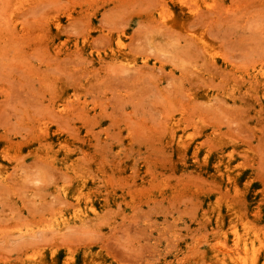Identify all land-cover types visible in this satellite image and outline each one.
I'll return each instance as SVG.
<instances>
[{"label": "rangeland", "instance_id": "1", "mask_svg": "<svg viewBox=\"0 0 264 264\" xmlns=\"http://www.w3.org/2000/svg\"><path fill=\"white\" fill-rule=\"evenodd\" d=\"M263 62L264 0H0V264H264Z\"/></svg>", "mask_w": 264, "mask_h": 264}, {"label": "bare ground", "instance_id": "2", "mask_svg": "<svg viewBox=\"0 0 264 264\" xmlns=\"http://www.w3.org/2000/svg\"><path fill=\"white\" fill-rule=\"evenodd\" d=\"M181 2H182V0H181ZM167 20V19H166ZM165 20V21H166ZM58 23H59V21H58ZM188 25V27H189V24H187ZM180 28H182L183 30H185V31H187V29L186 28H184V27H180ZM189 30V29H188ZM165 31H166V29H165ZM167 33H168V31H166ZM170 33V32H169ZM174 33V32H173ZM177 33H178V35H179V32L177 31ZM171 35H173V34H171ZM182 36V35H181ZM184 36V35H183ZM96 40V39H95ZM93 42V41H92ZM98 42H100V41H98ZM109 43V42H108ZM220 45V44H219ZM196 46V45H195ZM119 47H120V49H121V45L119 44ZM193 48H196V47H193ZM201 48V47H200ZM92 50V49H91ZM220 50V49H219ZM221 51V50H220ZM214 52V51H213ZM222 53V52H221ZM223 54V53H222ZM221 55V54H220ZM225 55V54H224ZM224 55H222V56H224ZM217 57V56H216ZM226 58V57H225ZM261 62V61H260ZM264 63V62H263ZM129 64L130 65H133V62H129ZM204 65V64H203ZM208 66V65H207ZM214 65H211V67H213ZM123 67V66H122ZM125 67V66H124ZM138 67V66H137ZM221 66H219V68H220ZM213 68H216L215 66L213 67ZM264 68V67H263ZM125 69H128V68H125ZM140 69H141V67H140ZM144 69V68H143ZM209 69H210V65H209ZM133 70V69H132ZM211 70H213V69H211ZM215 70V69H214ZM144 72V71H143ZM208 72V71H207ZM213 72V71H212ZM214 73H216V71L214 72ZM227 73V72H226ZM213 74V73H212ZM220 74H221V72H220ZM220 74H218V76L220 75ZM243 75V74H242ZM219 79H221V78H219ZM225 79V78H224ZM226 81H227V79H225ZM229 82V81H228ZM219 83H220V81H219ZM225 83H227V82H225ZM206 84V83H205ZM215 86V85H214ZM235 87V86H234ZM231 88V87H230ZM220 89V88H219ZM218 89V90H219ZM235 89V88H234ZM235 92V91H234ZM226 93H228V92H226ZM243 93V92H242ZM191 94V93H190ZM235 94V93H234ZM126 95H128V94H126ZM255 95V94H254ZM191 96V95H190ZM240 96V95H239ZM239 96H237V97H239ZM241 96L242 97H244L242 94H241ZM246 96V95H245ZM252 95H250V97H251ZM124 97V96H123ZM128 97V96H127ZM219 97V96H218ZM217 97V99H220V98H218ZM236 97V98H237ZM242 97H240V99H242ZM122 99V98H121ZM260 100V99H259ZM195 101V100H194ZM217 101V100H216ZM222 101V100H221ZM224 101V100H223ZM222 101V102H223ZM245 101V100H244ZM243 101V102H244ZM197 102V101H196ZM110 103V102H109ZM195 103V102H194ZM205 103V102H204ZM213 103V102H212ZM211 103V104H212ZM206 104V103H205ZM210 104V103H209ZM215 104H216V102L213 104V106H215ZM229 104V103H228ZM210 106V105H209ZM219 106V105H218ZM236 106V105H235ZM103 107V106H102ZM116 107V106H115ZM183 107V106H182ZM198 107V106H197ZM204 107H206V106H204ZM62 108V107H61ZM76 108V107H75ZM74 108V109H75ZM184 108V107H183ZM210 108V107H209ZM244 108V107H243ZM248 108V107H247ZM246 108V109H247ZM249 109V108H248ZM247 109V110H248ZM105 110V109H104ZM236 110V109H235ZM241 110V109H240ZM226 111V110H225ZM205 112V111H204ZM209 112V111H208ZM246 112V111H245ZM106 113V112H105ZM210 113V112H209ZM212 113V112H211ZM215 113V112H214ZM236 113V112H235ZM218 114V113H217ZM206 115V114H205ZM59 116V115H58ZM207 116V115H206ZM216 116V115H215ZM209 118H210V120H211V118L212 117H210V116H208ZM261 117V116H260ZM68 118V117H67ZM95 118V117H94ZM202 118V120H203V117H201ZM209 118H207L208 120H209ZM248 118H251V117H248ZM262 118H263V116H262ZM65 119V118H64ZM167 119V118H166ZM232 119H233V117H232ZM261 119V118H260ZM115 120V119H114ZM190 120H192V119H190ZM242 120V119H241ZM248 120V119H247ZM246 120V121H247ZM250 120V119H249ZM252 120V119H251ZM193 121H194V119H193ZM212 121V120H211ZM210 121V122H211ZM262 121H264V120H262ZM188 122V121H187ZM256 122V121H255ZM192 123V122H191ZM212 123V122H211ZM162 125V124H161ZM213 125V124H212ZM261 125V124H260ZM165 126V125H164ZM241 126V125H240ZM262 126V125H261ZM238 127V126H237ZM263 127V126H262ZM261 127V128H262ZM89 128V127H88ZM92 128V127H91ZM221 128V127H220ZM232 128V127H231ZM176 129H178V126H177V124H173V126H172V130H170V132L172 131V134L170 133V137H175V138H178V133H179V131L178 130H176ZM163 131H166V130H164V128L162 129ZM92 132V131H91ZM167 132V131H166ZM89 133V132H88ZM95 133V132H94ZM97 133V132H96ZM92 134V133H91ZM135 134V133H134ZM253 135V134H252ZM263 140V139H262ZM170 141H172L171 139H170ZM258 141V140H257ZM178 142V144H177V149L178 150H182V147H183V145H184V140H179V141H177ZM213 142V141H212ZM204 143V142H203ZM208 144V143H207ZM186 146V145H185ZM218 147V146H217ZM261 154V153H260ZM185 157V156H184ZM186 158V157H185ZM83 161V160H82ZM43 164V163H42ZM18 169V168H17ZM56 171V170H55ZM49 172V171H48ZM50 173V172H49ZM55 174H56V172H55ZM62 174V173H61ZM12 175V174H11ZM49 175H51V174H49ZM65 175V174H64ZM52 176V175H51ZM59 176V175H58ZM60 177H61V175H60ZM64 177V176H63ZM12 177H10V179H11ZM68 178H70V177H68ZM65 179H66V175H65ZM7 180H8V178H7ZM51 180H52V178H51ZM68 180V179H67ZM66 181V180H65ZM11 183V182H10ZM7 187V186H6ZM61 196V195H60ZM58 198V197H57ZM61 200V199H60ZM62 202H65V201H62ZM68 202V200L66 201V203ZM65 204V203H64ZM61 205V204H60ZM54 211V210H53ZM108 212V211H107ZM75 220H76V222L77 223H84V221H85V219H84V215L83 214H81V215H79V216H76V218H75ZM100 222H102V220L100 221ZM98 223H99V221H98ZM97 224V223H96ZM89 225V224H88ZM73 227V226H72ZM75 228H76V226H74ZM78 227V226H77ZM90 227V226H89ZM88 227V228H89ZM68 228V227H67ZM70 228V227H69ZM83 228V227H82ZM59 229L60 230H63V229H66V224H60L59 225ZM71 229H73V228H71ZM81 229V228H80ZM84 229H85V227H84ZM76 230V229H75ZM77 230H78V228H77ZM88 230V229H87ZM86 230V231H87ZM65 231V230H64ZM72 231V230H71ZM80 231V230H79ZM63 232V231H62ZM81 232H83V231H81ZM64 233V232H63ZM62 233V234H63ZM43 235H44V233H42ZM45 234H47V233H45ZM65 234V233H64ZM42 235V236H43ZM73 235V234H72ZM39 236V235H38ZM46 236V235H45ZM49 236V235H48ZM70 236H71V234H70ZM79 236V235H78ZM17 237V236H16ZM41 237V236H40ZM74 237H76V236H74ZM71 237H69V239H70ZM72 238H73V236H72ZM41 239H42V237H41ZM62 239H63V237H62ZM68 239V241H70ZM65 240V239H64ZM73 240V239H72ZM82 240V239H81ZM36 241V240H35ZM34 241V242H35ZM77 241V240H76ZM90 241V240H89ZM33 242V241H32ZM72 241H70V244H72V243H75V242H72ZM80 242V241H79ZM64 243V242H63ZM77 243V242H76ZM75 243V244H76ZM39 244V243H38ZM29 246V245H28Z\"/></svg>", "mask_w": 264, "mask_h": 264}]
</instances>
